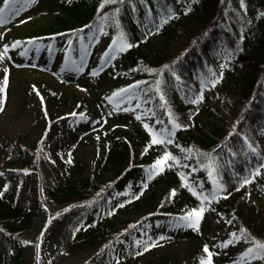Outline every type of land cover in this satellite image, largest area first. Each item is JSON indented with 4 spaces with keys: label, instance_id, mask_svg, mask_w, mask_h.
<instances>
[{
    "label": "trees",
    "instance_id": "obj_1",
    "mask_svg": "<svg viewBox=\"0 0 264 264\" xmlns=\"http://www.w3.org/2000/svg\"><path fill=\"white\" fill-rule=\"evenodd\" d=\"M57 7L50 23L32 26L19 36L24 44L33 41L41 46L45 55L40 61L45 62L59 41L76 42L88 35L92 43L96 33L104 31L119 49L112 68L118 78L133 83L131 97L151 103L154 119H168L166 140L182 148L189 157L188 167L202 170L212 184L207 195L193 193L184 173L174 168L170 154L150 128L141 127L137 136L102 135L97 142L99 159L91 165L59 153V162L50 161L54 171L51 183L40 167V157L47 152L44 141L30 144L21 157L13 152L12 161L30 166L38 175L39 188L65 205L63 209L76 208L66 222L64 246L77 252L104 241L126 240L125 251L110 249L108 264H142V247L135 237L139 221L116 216L110 195L128 180L133 168L147 164L153 144L159 157L166 156V162L147 176L142 172V190H147L153 201L160 199L158 209L189 213L193 204L217 212L264 247V209L252 203L243 189L246 179L264 194V170L259 161L264 163V147L258 145L256 133L259 128L264 132V0H59ZM147 19L151 21L149 29ZM2 26L0 23V29ZM200 73L211 86L230 95L227 113L233 121L229 130L200 117L196 102L185 95L179 79L191 86ZM191 88L202 104L220 117L208 106L205 90ZM68 100L79 116L91 111L89 103ZM46 114L51 122L59 120L56 113ZM244 139L257 146L259 157L249 154ZM170 171L175 174L159 197L150 187ZM23 199V189L17 190L10 177L0 184V264H22L19 235L30 228L37 213V207ZM121 204L125 209L148 205L134 196L125 197ZM199 231L198 227L187 229L192 235ZM196 256L205 260L201 252ZM163 260L177 264L175 256Z\"/></svg>",
    "mask_w": 264,
    "mask_h": 264
},
{
    "label": "rangeland",
    "instance_id": "obj_2",
    "mask_svg": "<svg viewBox=\"0 0 264 264\" xmlns=\"http://www.w3.org/2000/svg\"><path fill=\"white\" fill-rule=\"evenodd\" d=\"M58 1L0 0V20L3 21L0 29V100L3 101V110L0 111V184L10 177L17 190L23 189V200L29 206L37 207L30 228L19 235L22 264H108L110 249L125 251L126 240L118 243L104 241L93 248L70 252L64 246L63 232L76 208L63 209L65 205L61 206L39 188L37 173L30 166L13 162V152L16 157H21L25 147L44 141L47 152L40 157V167L51 183L54 171L50 161L59 162V153L67 159L91 165L99 159L97 142L102 135L127 133L137 136V130L145 127L159 136L174 168L184 173L193 193L207 195L212 184L202 170L188 167L189 157L182 148L166 140L170 130L168 119H154L151 103L131 97L133 83L118 78L112 68L119 49L104 31H98L92 43L88 35L76 42L59 41L45 62L40 61L45 55V52L41 54V46L33 41L24 44L21 37L32 26L46 25L54 19ZM150 23L147 19V29L151 27ZM174 44L179 45L178 42ZM179 82L185 95L196 102L200 117L230 129L233 119L227 113L230 95L226 91L211 86L202 73L191 82V86L205 90L208 106L216 110L220 116L217 118L183 78ZM45 84L50 89L44 88ZM68 97L89 103L91 111L83 116L75 114ZM48 112L56 113L59 120L51 122ZM256 133L258 145L264 147V132L259 128ZM244 140L249 154L259 157L257 146L250 139ZM156 150V145L151 144L147 164L133 168L128 180L110 195V205L117 212L116 216L131 222L139 221L135 237L138 247H142L139 257L142 264H165V256H175L177 264H264L263 245L250 239L242 227L233 224L229 218L203 209L196 226L200 231L192 235L187 233L190 228L187 225L196 217L182 218L202 208L192 204L189 213L158 209L160 199L155 202L148 197L147 190H142V172L147 176L166 162V156L159 157ZM259 161L264 170V163L261 159ZM173 173L170 171L150 190L162 197ZM243 185L250 201L264 209V194L246 179ZM127 196H134L148 205L125 209L121 202ZM206 247L208 252H205ZM198 252L205 260L197 258Z\"/></svg>",
    "mask_w": 264,
    "mask_h": 264
},
{
    "label": "snow or ice",
    "instance_id": "obj_3",
    "mask_svg": "<svg viewBox=\"0 0 264 264\" xmlns=\"http://www.w3.org/2000/svg\"><path fill=\"white\" fill-rule=\"evenodd\" d=\"M32 2H34V0H32ZM2 22H3V21L0 20V23H2ZM4 83H5V85H6V84H7V80H5ZM0 91H2V89H0ZM2 103H3V101L0 100V111L3 110V108H2ZM154 142H155V141H154ZM202 211H203V209H201V210L198 211V212H197V211H194L193 213H189L186 217H184V218H182V219H184V220H189L190 217H196V219L191 220V221L189 222V224L187 225V226H190V227L195 228V227L198 225V222H199L198 218H199V216L201 215ZM154 246H155V245H154ZM145 250H147V249H145ZM205 252H208L207 247L205 248ZM209 255H211V254L209 253Z\"/></svg>",
    "mask_w": 264,
    "mask_h": 264
}]
</instances>
